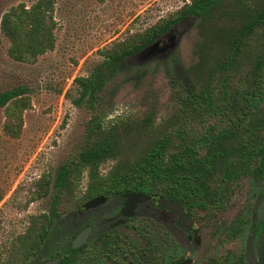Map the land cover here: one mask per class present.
I'll use <instances>...</instances> for the list:
<instances>
[{"label":"trees","instance_id":"trees-1","mask_svg":"<svg viewBox=\"0 0 264 264\" xmlns=\"http://www.w3.org/2000/svg\"><path fill=\"white\" fill-rule=\"evenodd\" d=\"M53 6V0H34L1 15L10 60L32 64L53 49ZM185 18L195 19L198 40L195 65L185 70L191 83L174 90L176 105L158 120L106 119L96 107L104 73L126 64ZM98 53L102 61L94 70L73 80L77 95L71 103L89 111L83 136L53 177L42 174L33 181L27 203L48 197L49 207L28 216L0 264H27L55 242L56 223L72 211L67 204L82 171L87 180L82 200L141 191L180 204L189 197L200 205L212 196L213 182L239 174L264 180V0H190ZM29 108L25 87L0 91L6 137L20 136L22 113ZM108 161L102 176L99 167Z\"/></svg>","mask_w":264,"mask_h":264},{"label":"rangeland","instance_id":"rangeland-1","mask_svg":"<svg viewBox=\"0 0 264 264\" xmlns=\"http://www.w3.org/2000/svg\"><path fill=\"white\" fill-rule=\"evenodd\" d=\"M33 1L0 0V17L11 6L28 7ZM53 1L54 47L34 63L10 60L5 52L7 42L0 34V91L25 87L30 99L17 139L2 133L0 109L1 256L11 238L24 230L28 216L46 212L49 207L48 197L27 203L33 181L42 174L53 177L83 136L89 111L71 103L77 95L73 80L88 76L102 61L99 50L142 31L190 0ZM197 40L193 18L170 27L126 64L104 73L96 107L106 119L149 116L158 120L165 116L175 105L174 90L191 83L185 70L195 65ZM110 166L109 161L101 164L100 175L104 176ZM86 182V172L82 171L67 208L81 196ZM248 187V181H241L235 195L242 196Z\"/></svg>","mask_w":264,"mask_h":264},{"label":"flooded vegetation","instance_id":"flooded-vegetation-1","mask_svg":"<svg viewBox=\"0 0 264 264\" xmlns=\"http://www.w3.org/2000/svg\"><path fill=\"white\" fill-rule=\"evenodd\" d=\"M241 181H248L249 187L236 196ZM133 193L147 198L131 201ZM208 193L212 196L200 205H192L189 197L180 204L141 191L78 197L72 211L61 215H71V220L56 223L61 226L55 242L27 264H258L264 216L257 210L264 180L239 174L234 180L213 182ZM95 197L103 202L85 209ZM160 198L181 212L159 206ZM79 237L82 243L72 247Z\"/></svg>","mask_w":264,"mask_h":264},{"label":"water","instance_id":"water-1","mask_svg":"<svg viewBox=\"0 0 264 264\" xmlns=\"http://www.w3.org/2000/svg\"><path fill=\"white\" fill-rule=\"evenodd\" d=\"M186 19H188V18H185V19L181 20L180 22L172 25L171 27H175L176 25H179L180 23H183ZM144 198H147V197L145 195L141 194V193H136V194L133 193V194L130 195L131 201L144 199ZM102 202H103V198L95 197L92 200H90L89 202L85 203L84 207L87 210L88 209H92V208L98 206L99 204H101ZM157 204L159 206L165 207V208H167L169 210H176L178 213L181 212V209L175 203H173L171 201L164 200V199L160 198V199L157 200ZM257 213H258L259 217H263L264 216V198L259 203ZM70 219H71V215H68V216L62 218L60 220V222L69 221ZM56 226H57V228H59L61 225H56ZM83 239H84L83 237L82 238L79 237L77 239H74L72 241V244H71L72 247L78 246L80 243H82ZM56 262H57V260H53V261L49 262L48 264H54ZM258 264H264V234L262 235L261 243H260V249L258 251Z\"/></svg>","mask_w":264,"mask_h":264}]
</instances>
